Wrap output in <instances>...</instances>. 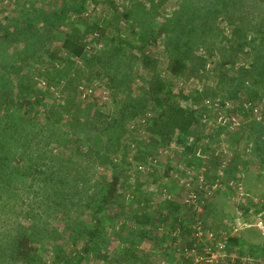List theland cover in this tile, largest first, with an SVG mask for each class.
Here are the masks:
<instances>
[{
    "label": "trees",
    "instance_id": "trees-1",
    "mask_svg": "<svg viewBox=\"0 0 264 264\" xmlns=\"http://www.w3.org/2000/svg\"><path fill=\"white\" fill-rule=\"evenodd\" d=\"M29 1L0 8V264H90L89 258L139 264L147 240L173 259L179 246L191 247L197 215L187 218L179 202L159 206L142 183L128 202L132 188L121 167L131 152L145 162L160 146L180 160L171 169L199 162L201 144L209 147L219 136L203 121L211 117L205 102L211 95L205 87L177 90L174 81L196 72L215 78L212 95L227 114L255 118L260 110L262 120L246 126L252 153L264 165V0H180L165 13L153 3L140 18L132 6L109 0L113 14L92 21L84 15L87 0H63L50 10ZM121 20L135 21L136 41L121 32ZM91 32L100 47H90ZM96 81L111 93L107 111L81 98ZM142 114L148 143L131 128ZM154 175L161 178L158 170ZM161 225L168 232L157 236ZM227 248L246 253L240 236H230Z\"/></svg>",
    "mask_w": 264,
    "mask_h": 264
},
{
    "label": "rangeland",
    "instance_id": "rangeland-1",
    "mask_svg": "<svg viewBox=\"0 0 264 264\" xmlns=\"http://www.w3.org/2000/svg\"><path fill=\"white\" fill-rule=\"evenodd\" d=\"M29 0H0V8L2 5L10 6L11 8L15 6H20L21 4H25L26 6H30ZM63 0H37L38 7H43L48 10L52 8L53 5L61 4ZM119 3L121 9L127 6H132L135 8V12L138 14L136 15L138 18L143 15L142 8H149L152 10L153 3L156 5V10L161 13L168 12L173 9H177L179 7V1L180 0H167L165 3V6L161 3L162 0H113ZM87 10L84 12V15L92 20H98L102 16H111L113 14V7L109 0H87ZM8 8V7H6ZM3 10V9H2ZM4 11V10H3ZM1 16L3 13L0 14ZM77 14H73V18H75ZM146 19V18H145ZM135 21L131 22V26L128 25L125 21L121 20L119 24V28L121 29V32H123L125 35L132 36V40L136 41L135 35L133 33V24ZM136 28V27H135ZM112 29L107 30L105 40L108 39V37L111 35ZM98 34L96 32H91L89 35V43L90 47L96 46L100 47L102 43L100 42V39H98ZM104 40V39H103ZM99 43V44H98ZM55 46L59 47V44H55ZM157 52L155 48H153V53ZM158 52L159 49H158ZM161 66L164 68H167L169 60L166 57H162L161 59ZM207 68H212V65L208 63ZM202 72H196L193 75L186 76V77H179L174 78V81L176 82V88L179 90L181 87L184 89L185 92L189 93L196 88H199L201 90L204 89V87L207 89V93L209 96L205 99V102H219V97L212 95L215 93L214 91L217 90L216 87V81L215 78L210 74H199ZM40 86L45 87L44 82L39 83ZM93 90L92 92H90ZM81 98L84 100V104L86 102H89L91 100H96L98 104L103 105L104 109L107 111L110 108L111 105V93L104 85L103 81H96L94 84L93 89H84ZM221 99V98H220ZM232 107L237 106V102L233 101ZM213 108V107H212ZM210 112L211 117H209V120L211 124H213V127L216 129V132L219 134L214 140L210 141V145L208 148L210 150H207L208 153L216 152L218 149L223 148L226 145H232L235 149V156L236 161H232L230 164L229 169L227 170L229 175L228 177H232V174H235V176L240 175L241 178L244 180V185L247 190H249L253 195L256 196V198H260L263 203H260L259 205L250 204L248 202H242V201H233L231 198H229L228 192H219L216 194L215 197L211 200L208 206H206L207 210L206 213L201 214V217L204 218L205 224L209 227H214L216 230L221 229L222 225L225 227L222 229V232L224 230H227V232L230 234V236H240L244 243V249L245 252L248 254H259L264 257V231L257 228V227H250L247 225L248 222H252L255 220H263L264 222V165L262 164L261 160L253 155V144L248 143V133H247V124L252 119H257L261 121L260 116H255L246 118L241 116L240 120V127L237 131L229 132L227 130H224L222 132V125H220L217 121L215 114L213 113V110L210 108L208 109ZM214 112H218V109L214 108ZM146 115L142 114L138 115L137 118H135V121L131 122V128H137L143 136L146 138V143L151 141V133L147 130V122L145 120ZM216 122V123H215ZM215 123V126H214ZM222 123V122H220ZM236 130V129H235ZM236 133V134H235ZM234 134V135H233ZM233 136H235V139H233ZM142 137V136H141ZM230 139V140H228ZM162 147V146H160ZM159 147V148H160ZM169 147V146H167ZM156 150L152 151V154H147L146 160L149 161V157L155 154ZM136 152L133 151L128 155V162L125 164L124 174L127 177V184L130 185L132 189H129L126 191V197L128 199V202L133 201V193L132 190L137 189L139 186V183H142V188L144 190H148L150 193V196H152L155 200V203L158 204L161 207H165L168 205L169 199H166L162 196L159 189L162 186H168L173 191L179 194L181 191V188L179 187L178 183L174 179V177L171 175V165L174 164L177 161H180L178 159V156L175 154L174 157H168L166 159V162L163 163V165H160L157 163V166L155 163H151L149 166V170L142 172L140 171L137 166L141 162L144 161H134L131 155H135ZM116 164H119L121 160L119 158H115L114 161ZM199 163V162H198ZM197 163V164H198ZM194 164V165H197ZM170 167V175L164 177L163 179V171H166L167 168ZM120 168V169H121ZM158 170L159 175L161 178L159 180L156 179L154 172ZM99 172L101 174H104L108 176V174L111 173V168L105 169L103 167H99ZM161 172V173H160ZM232 175V176H231ZM154 181H157L154 183ZM153 182V183H152ZM144 184V185H143ZM122 190V189H121ZM130 195V196H129ZM178 196V195H177ZM178 201H182L181 198H176ZM172 201V200H169ZM174 201V202H178ZM183 208V215H187L186 217L189 218L190 210L186 206H182ZM163 229L155 230V235L160 236L161 233L168 232L169 227L164 225ZM230 226V227H229ZM234 227H237V229H234ZM178 234V232H177ZM172 236H174V232L172 233ZM182 238V237H181ZM184 242H186V239L182 238ZM171 241V240H170ZM168 242L169 246H173L171 244L172 242ZM83 245L82 242H80L79 246L81 247ZM259 246V247H257ZM174 248V247H173ZM141 251L140 255L143 256L141 259V262L139 264H172L174 262H177V264L184 263V260L186 264H212V263H205V262H196L194 257H190L189 259H186L183 257V254L181 252L176 253V256H173L172 259L171 252L168 254H165L161 247L157 242L154 241H144L140 246ZM169 251H171L169 249ZM174 252V251H173ZM172 252V253H173ZM236 254H239L237 251H233ZM146 253L152 254V257L149 259V261H146ZM245 253V254H246ZM111 259H114L113 252H110ZM196 255V252L194 253ZM174 255V253H173ZM240 255V254H239ZM109 256V257H110ZM110 259V260H111ZM90 261V264H112L110 261L106 262L104 260L97 261L92 260V258L88 259ZM93 261V262H92ZM147 262V263H146ZM196 262V263H195ZM113 264H121L114 262ZM128 264V263H127ZM130 264V263H129ZM136 264V263H133ZM221 264H227V263H221Z\"/></svg>",
    "mask_w": 264,
    "mask_h": 264
},
{
    "label": "built area",
    "instance_id": "built-area-1",
    "mask_svg": "<svg viewBox=\"0 0 264 264\" xmlns=\"http://www.w3.org/2000/svg\"><path fill=\"white\" fill-rule=\"evenodd\" d=\"M98 34V33H97ZM209 108L213 110L216 117V122L222 125V130L229 132L237 131L240 127L241 116L237 113L227 114V111L221 108L219 102H206ZM213 107V108H212ZM231 107V104L228 107ZM214 108L218 109V112H214ZM256 116L260 115V110L255 108ZM203 121L206 122L208 127H213L209 117L205 114ZM215 122V123H216ZM222 122V123H220ZM214 123V126H215ZM236 129V130H235ZM222 131V132H223ZM209 142L210 145V141ZM210 148H204L201 144L198 152L196 153L199 158L197 165L185 166L181 162L176 163L171 170V175L178 183L181 191L176 193L168 186H162L159 191L163 197L172 201H178L176 198H181L182 201H178L182 206H186L191 213L197 215L196 222L193 225V232L191 236V247L190 244H184L179 246L177 253L181 252L183 257L189 259L194 257L196 262H205L212 264H221L230 262H240V264H264V257L259 254H236L233 251H228L227 241L230 234L227 230L222 232L225 227L222 225L221 229L216 230L214 227H209L205 224L204 218L201 214L206 213V206L209 205L213 197L219 192L227 191L229 198L233 201L248 202L250 204L259 205L263 203L262 200L256 198L253 193L246 189L244 180L240 175H231L228 177V169L232 161H236L235 149L232 145H226L216 152L208 153L207 150ZM175 153L168 147H160L158 150L149 157V161L141 162L137 168L145 172L149 170L151 163H159L162 158L168 156L173 157ZM165 172V171H163ZM178 195V196H177ZM130 196V195H129ZM133 197V196H132ZM250 227H257L264 231L263 220H255L247 223ZM164 225L158 227L163 229ZM230 227V226H229ZM237 229V227H234ZM180 233L178 230L174 231V235ZM178 245L177 243H171ZM196 252V255L194 254ZM195 262V263H196ZM184 263L185 260H184ZM172 264H177L174 262Z\"/></svg>",
    "mask_w": 264,
    "mask_h": 264
}]
</instances>
